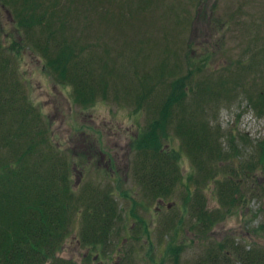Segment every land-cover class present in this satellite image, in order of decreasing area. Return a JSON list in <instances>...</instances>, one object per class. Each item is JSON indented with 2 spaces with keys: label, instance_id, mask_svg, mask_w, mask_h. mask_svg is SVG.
<instances>
[{
  "label": "rangeland",
  "instance_id": "1",
  "mask_svg": "<svg viewBox=\"0 0 264 264\" xmlns=\"http://www.w3.org/2000/svg\"><path fill=\"white\" fill-rule=\"evenodd\" d=\"M151 1L142 7L132 8L118 0L112 9L110 6L107 9L112 14L124 10L130 17L117 15L109 21L105 18L106 13L100 16L96 12L90 32L84 25H78L90 19L89 10L81 9V6L89 9V0L70 3L74 12L78 7L80 11L81 20L75 25H78L77 33L81 34L77 35L83 38L88 34L84 42L90 40V47L102 44L107 49L111 48L105 49V53L109 52L108 57L111 58L110 77L118 90L117 97L112 89L109 96L100 95L91 106H83L74 101L72 86L58 85L44 67L42 55L33 47L24 48L17 56L15 49L8 51L15 57L12 65L17 75H25L20 78L21 85L49 121L51 145L55 151L61 152L62 157L70 159L72 172L69 171V178L74 190L80 193L84 184H100L98 190L109 189L117 202L118 213L127 217L122 224L114 226L106 247L85 246L81 242V228L86 207H82L84 204L71 207L65 221L68 234L58 246L57 255L74 258L81 264H175L176 257L177 264H198L199 258L209 255L215 248L218 255L228 257L224 259L230 260V264H239L235 261L239 258L255 264L264 263V167L252 170L244 167L245 159L253 154L257 156L258 140L264 137V115L258 113L254 101L245 91L238 96L233 94L215 99L207 105L198 98H192L190 109L199 113L201 109L208 108V127L211 131L219 127L217 142L229 150L231 156L217 167L214 175L189 178L199 168L186 153L181 139L173 133L172 123L170 139L166 138L163 146L166 144L165 147L181 151L179 161L183 178L178 181L172 177L165 178V186H158L161 188L154 191L146 188L136 176L138 170L144 171L137 168L142 158L136 149L137 137L148 122L150 113L144 103L143 107L136 109L135 96L126 91L128 86L136 89L138 76L150 72L162 59L169 67L179 58L178 54L165 56L167 43L176 50L188 48L187 51L197 61L210 52L212 55L206 60L203 70L215 79H220L221 74L232 78L236 70V76L252 78L257 89L264 87V0ZM188 13L192 14L191 19L186 18ZM13 18L10 7L0 1L5 43L14 38L23 41L22 36L26 33L14 26ZM72 21L76 22L74 18ZM139 39H142V45L140 43L139 48H133L131 42ZM96 49L102 53V47ZM119 51L123 54H118ZM148 97L150 101L154 99L151 94ZM231 135L234 137L232 147L229 146ZM42 148L45 150L46 146L42 145ZM225 163L232 166V172ZM50 165L47 162L44 167ZM53 165V170L58 173L59 166ZM151 171L156 178L164 177L162 173L157 174L156 169ZM169 171L170 166L166 177ZM227 177L240 181L241 193H235L237 202L233 204L223 203L218 191L219 181ZM195 180L199 187H196ZM187 184L192 189L191 193ZM84 201L89 202L88 197ZM198 204H203L213 216L217 210L219 212V217L206 228L197 219L195 209ZM132 206L145 219V226L133 216ZM123 227L125 231L121 229ZM173 246L179 251L173 253ZM90 259L93 263H89Z\"/></svg>",
  "mask_w": 264,
  "mask_h": 264
},
{
  "label": "trees",
  "instance_id": "2",
  "mask_svg": "<svg viewBox=\"0 0 264 264\" xmlns=\"http://www.w3.org/2000/svg\"><path fill=\"white\" fill-rule=\"evenodd\" d=\"M0 1L10 7L14 26L26 32L22 36L23 41L14 38L7 46L2 36L3 29L5 30L4 22L0 19V264H81L74 258L57 255L58 246L68 234L65 221L69 218L70 208L84 204L82 207L86 209H83L85 211L82 214L84 220L81 242L85 246L100 247L108 245L110 232L114 226H118L115 220L120 219L121 214L116 208L117 202L109 189L99 191L97 186L100 184L95 182L90 185L87 183L80 193L72 188L69 178L70 159H57L59 156L51 145L49 121L37 113L26 88L18 79L12 59L5 52L15 49L18 54L24 48L33 47V50L42 55L44 67L54 78L60 83L72 86L74 101L83 106H91L98 96H109L108 93L113 91L112 89L115 91V97L119 94L117 88H114L115 83H111V58L108 57L109 52L105 53L107 48L96 44V48H103L101 53L94 45L90 47V40L84 42V37L88 38V34L83 38L77 35L81 34L77 33L78 25H84L89 32L92 31L90 25L96 12H99L100 16L106 13L105 18L109 21L117 15H123V18L127 19L130 16L126 15L124 10L117 14L112 10V14L111 10L107 9L109 6L112 9L111 6L118 3V0H89V9L84 6H81V9L89 10L90 19L75 25L81 20V16L78 15L79 7L74 12L70 4L73 0ZM121 1L132 8L152 3L151 0ZM73 18L76 22L72 21ZM186 18L191 19L192 14L188 13ZM131 43L133 48H139L138 44L142 45V39ZM187 49L176 50L167 43L164 47L165 56L178 54L179 58L169 67L162 59L150 72L138 76L136 89L131 86L126 89L129 95L135 96L136 109L145 104L150 113L148 122L137 137L138 144L136 142V149L142 155L137 168L144 169L138 170L136 176L149 190L155 191L161 188L158 186H165V178L172 177L174 181L183 178L184 173L179 161L181 151L165 147L166 144L163 146L165 139H170L172 131L181 139L186 153L199 168L194 170L189 178L214 175L218 171L217 167L231 156V152L219 146L217 142L219 127L215 131L208 127V108L204 111L201 109L199 113L190 109L192 98H198L207 105L215 99H224L233 94L238 96L245 91L254 101L258 113L264 115L263 86L257 89V84L252 78L236 76L234 69L228 70H234L232 78L228 74L222 77L221 74L220 79H215L203 70L206 60L212 54L206 52L203 58L197 61ZM117 53L123 54L120 51ZM129 59L138 67L133 59ZM149 94L154 98L151 101ZM175 118L177 120L174 123ZM172 123L175 130L170 131ZM44 134L47 135V140ZM229 139V146L232 147L233 135ZM45 141L46 143H43ZM42 145L46 146L45 150ZM256 149L257 156L253 154L249 156L251 158L244 160V167L247 169L264 167V137L258 140ZM3 150H6L5 153L1 152ZM255 158L256 161H253ZM47 162L51 164L50 167H44ZM57 163H62L58 173L53 170V164ZM225 164L232 172V166ZM169 166V176L166 177ZM151 169H156L157 174H164V179L154 177ZM201 170L204 172H199ZM195 181L196 187H199V182ZM239 183V180L229 177L219 181L218 191L223 203L237 202L235 193H241ZM204 185L207 184L204 182ZM187 187L191 193L189 184ZM85 197H88L89 202L85 203ZM132 207V214L135 216V206ZM195 211L197 219L202 221L205 228L219 217L218 210L213 216L203 204H198ZM144 222L141 219L140 223L144 224L142 226H145ZM238 247L235 246L236 249ZM214 249H211L209 255L202 256L198 264H230L225 254L218 255ZM174 251L179 250L173 249L172 252ZM235 261H239V264H255L243 258ZM178 262L176 257L175 264ZM89 263H93L92 259Z\"/></svg>",
  "mask_w": 264,
  "mask_h": 264
},
{
  "label": "bare ground",
  "instance_id": "3",
  "mask_svg": "<svg viewBox=\"0 0 264 264\" xmlns=\"http://www.w3.org/2000/svg\"><path fill=\"white\" fill-rule=\"evenodd\" d=\"M9 43V42H8ZM8 43H6L7 44V46H8ZM10 43H11V41H10ZM9 43V44H10ZM13 49H11V51H12ZM7 51V50H6ZM8 51H10V50H8ZM8 51L7 52H5V54L10 58V59H12V61H13V59H15V57H13V55H10V54H8ZM22 53V52H21ZM15 54V56H17V55H19V53L17 54V52L16 53H14ZM208 59H210V58H208ZM18 74L20 75V71L18 72ZM52 74V73H51ZM23 76H25L24 74L22 75V76H18L19 78L18 79H20V78H22ZM52 77H53V79L58 83V85L59 84H62V83H60L59 82V80L57 81L55 78H54V76H53V74H52ZM20 81V80H19ZM69 85V84H68ZM28 94H29V92H28ZM29 99H31V96L29 95ZM31 101H32V105L35 107V109H37V113L39 114V116H40V114L42 115V117H45V114H44V112L41 110V108L31 99ZM35 119V118H34ZM50 131H51V133H50V136L52 135V130L50 129ZM44 137L46 138V140L48 139V137H47V135L46 134H44ZM43 143H46V141L45 142H43ZM59 147H60V151L62 150V148H61V146L59 145ZM55 150V149H54ZM56 153L58 154V156H59V158H57V159H62V156H61V152H59V151H56ZM62 153H65V151H62ZM64 158H66V156H64ZM57 165L59 166V168L61 167V165H62V163L61 164H59V163H57ZM70 171L72 172V170L70 169ZM183 172V171H182ZM70 180H71V178H70ZM71 186H72V188L73 189H75L74 188V185H73V183H72V181H71ZM83 187H85V184L83 185ZM82 187V188H83ZM135 218H136V220L140 223V221H141V219H143L142 218V216L140 215V214H136L135 216H134ZM123 218V219H122ZM127 217H124V216H121L120 217V219H118V220H115V222L117 223L118 222V224L117 225H119L120 224V222H123L125 219H126ZM144 221H145V219H144ZM116 225V224H115ZM125 228L127 229V226H125ZM125 228L123 227V229H124V231H125ZM124 235V234H123ZM200 259V258H199ZM199 261V260H198Z\"/></svg>",
  "mask_w": 264,
  "mask_h": 264
},
{
  "label": "water",
  "instance_id": "4",
  "mask_svg": "<svg viewBox=\"0 0 264 264\" xmlns=\"http://www.w3.org/2000/svg\"><path fill=\"white\" fill-rule=\"evenodd\" d=\"M249 175H250V172H249Z\"/></svg>",
  "mask_w": 264,
  "mask_h": 264
}]
</instances>
